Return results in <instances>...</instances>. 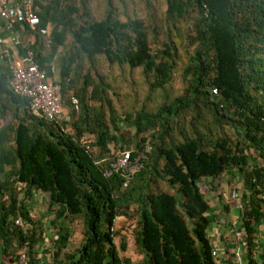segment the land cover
Segmentation results:
<instances>
[{
  "label": "trees",
  "instance_id": "trees-1",
  "mask_svg": "<svg viewBox=\"0 0 264 264\" xmlns=\"http://www.w3.org/2000/svg\"><path fill=\"white\" fill-rule=\"evenodd\" d=\"M98 1L96 16L94 0H31L37 28L47 33L19 23L12 28L21 25L33 36L24 50L40 68L45 46L62 48L52 65L70 113L67 123L33 114L27 100L9 88V73L0 70V115H8L0 130V192L8 198L0 235L8 247L14 241L13 262L25 247L29 264L33 242L24 228L31 220L17 195L36 190L48 206H62L67 216L80 219L82 239L65 256L66 264H217L202 180L209 179L211 187L234 172L243 186L237 231H244V264H255L254 225L264 215V0H164L166 23L176 27L183 19L192 32L181 69L184 93L153 111L140 107L122 118L110 115L107 123L100 107L106 82L93 70L97 61L141 67L153 79L149 87L162 88L176 53L169 32L152 48L144 21L126 16L123 0ZM85 66L93 74L82 75L78 85ZM200 110L211 118L203 119ZM125 127L133 129L132 139L120 141ZM85 135L92 141L81 142ZM124 151L130 159L140 155L142 167L130 175H104ZM252 161L262 165L251 166ZM158 181L171 192L158 189ZM118 216L135 222L116 227ZM127 251L142 257L133 261Z\"/></svg>",
  "mask_w": 264,
  "mask_h": 264
},
{
  "label": "crops",
  "instance_id": "crops-1",
  "mask_svg": "<svg viewBox=\"0 0 264 264\" xmlns=\"http://www.w3.org/2000/svg\"><path fill=\"white\" fill-rule=\"evenodd\" d=\"M13 32L17 36V42L11 40L12 33L5 28L3 20L0 19V70L6 72L9 63L16 65L22 62L25 46L33 41V36L26 33L21 25ZM57 52L59 49L49 51V47L45 46L42 51L45 66L49 63L53 64ZM56 71V68L53 69L48 75V80L57 79ZM7 117L6 113L0 115V130L7 123ZM261 165L255 161L251 163V166L255 167ZM262 173L264 177V170ZM209 183V179L202 180L204 195L211 204L207 236L216 252L217 264H244V247L239 245L233 234L240 228L242 209L239 196L243 192L241 179L233 172L222 174L211 187ZM232 191L235 192V197L230 196ZM17 200L24 204L31 220V223H27L24 227L27 229V235L33 238L27 252L29 264H66L65 256L73 252L82 239V224L78 217L67 216L62 206H48L44 194L36 190H32L26 196L19 193ZM7 201V193L0 192V213L3 207H6ZM129 223L133 224L125 217L118 216L115 225L119 227ZM253 236L254 262L264 264V215L255 223ZM11 244L12 246L8 247V243L4 242L0 235V264H13V240ZM126 256L133 261L142 257L141 254L136 255L131 251H127Z\"/></svg>",
  "mask_w": 264,
  "mask_h": 264
},
{
  "label": "rangeland",
  "instance_id": "rangeland-1",
  "mask_svg": "<svg viewBox=\"0 0 264 264\" xmlns=\"http://www.w3.org/2000/svg\"><path fill=\"white\" fill-rule=\"evenodd\" d=\"M121 7V10L126 12V16H136L144 21L147 26L148 38L151 42L152 48L157 46L160 47L161 42L167 38V32L172 35L176 53L174 56L175 65L172 69L169 83L165 84L162 88H150L149 82L153 79L150 75L144 74L141 67L130 69L126 65L109 66L102 59L98 60L95 64V69L93 70H96L97 73L101 74L106 82V87L103 93V101L100 103L102 114L106 123L109 122L108 120L110 115L122 118L124 113H130L140 107L153 111L163 101L170 100L178 94H183L184 85L186 83L182 80L181 69L186 60L185 47L188 42L186 36L188 33L192 35V32L188 29L189 24L187 21L179 19L175 23L176 27H174L172 23L167 24L164 14V0H123ZM92 8H95L94 14L97 16L99 12L96 10L97 0H94ZM120 18H122L121 15ZM66 39L69 40V37ZM61 49L59 48V50ZM191 49L192 45H188L187 50L190 51ZM82 63L85 64L83 61ZM86 66L79 72L80 77L77 82L78 85L81 83L80 80L82 75L87 72H89V74H93L92 70H88ZM77 109L78 107L76 110ZM200 112L204 116L203 119L206 120L211 118L205 110H200ZM181 118V115L173 118L174 131L180 127ZM189 118L190 114L187 113L184 123H186ZM222 130L226 134L232 136L228 126L224 125ZM132 131L133 129L129 127L122 128L121 135L118 139L120 141H124V138L125 140L128 138L129 140L132 139ZM135 181L137 182V179ZM154 185L160 190L171 192V190L162 181H158ZM127 221H131L133 223L135 222L134 218H127Z\"/></svg>",
  "mask_w": 264,
  "mask_h": 264
},
{
  "label": "built area",
  "instance_id": "built-area-1",
  "mask_svg": "<svg viewBox=\"0 0 264 264\" xmlns=\"http://www.w3.org/2000/svg\"><path fill=\"white\" fill-rule=\"evenodd\" d=\"M0 19L3 20L5 28L12 33L11 40L13 42L18 41L12 30L15 23L25 24L32 30L37 28L39 23V19L32 9L31 0H0ZM37 31L45 35L48 29L38 27ZM53 69L51 63L40 68L33 59L32 53L26 51L21 63L8 64L9 78L7 83L12 92L27 100L29 109L33 114H39L44 119L55 123H67L70 120V113L62 105L60 85L54 80H48V75L53 72ZM70 103L73 105V109L76 110L77 104L74 97L70 98ZM91 141L92 136L90 135L81 138V142L84 143ZM141 167L140 155L130 159L129 152L124 151L109 164L103 173L109 175L111 172H121L124 175H130ZM123 185H125V182ZM235 195L233 191L230 194L231 197H235ZM14 222L18 223L17 220ZM233 234L239 245L244 247V231H235ZM211 255H216L215 250L211 251ZM13 264H28L25 247L17 251Z\"/></svg>",
  "mask_w": 264,
  "mask_h": 264
}]
</instances>
